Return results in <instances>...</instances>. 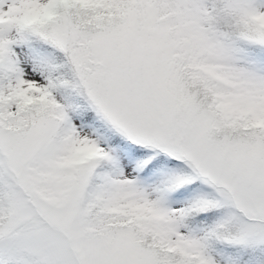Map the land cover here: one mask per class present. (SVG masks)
Masks as SVG:
<instances>
[{
	"label": "snow or ice",
	"instance_id": "obj_1",
	"mask_svg": "<svg viewBox=\"0 0 264 264\" xmlns=\"http://www.w3.org/2000/svg\"><path fill=\"white\" fill-rule=\"evenodd\" d=\"M0 264H264V0H0Z\"/></svg>",
	"mask_w": 264,
	"mask_h": 264
}]
</instances>
